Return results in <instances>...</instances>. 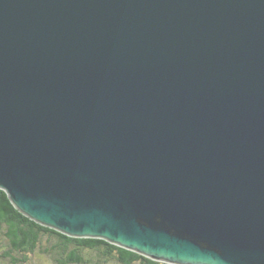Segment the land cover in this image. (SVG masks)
<instances>
[{
  "label": "water",
  "instance_id": "95a60500",
  "mask_svg": "<svg viewBox=\"0 0 264 264\" xmlns=\"http://www.w3.org/2000/svg\"><path fill=\"white\" fill-rule=\"evenodd\" d=\"M0 188L69 236L264 264V0H0Z\"/></svg>",
  "mask_w": 264,
  "mask_h": 264
},
{
  "label": "trees",
  "instance_id": "16d2710c",
  "mask_svg": "<svg viewBox=\"0 0 264 264\" xmlns=\"http://www.w3.org/2000/svg\"><path fill=\"white\" fill-rule=\"evenodd\" d=\"M0 233L7 241L1 256L9 264H22L30 255L39 252L49 254L57 264H91L94 260L118 264H171L104 239L73 237L44 226L16 208L1 188Z\"/></svg>",
  "mask_w": 264,
  "mask_h": 264
},
{
  "label": "rangeland",
  "instance_id": "374dc122",
  "mask_svg": "<svg viewBox=\"0 0 264 264\" xmlns=\"http://www.w3.org/2000/svg\"><path fill=\"white\" fill-rule=\"evenodd\" d=\"M5 248H7V241L6 239H4V236L0 233V264H9L8 260L4 259L1 256ZM22 264H57V263L54 261L52 256H50L49 254L39 252V253L30 255L29 259ZM91 264H118V263L115 261H111L107 263L104 261L99 262L98 260L97 261L94 260L93 263Z\"/></svg>",
  "mask_w": 264,
  "mask_h": 264
}]
</instances>
